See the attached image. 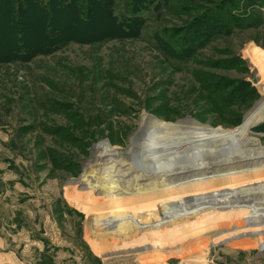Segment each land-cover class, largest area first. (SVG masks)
<instances>
[{"label":"rangeland","instance_id":"1","mask_svg":"<svg viewBox=\"0 0 264 264\" xmlns=\"http://www.w3.org/2000/svg\"><path fill=\"white\" fill-rule=\"evenodd\" d=\"M95 1L102 6L92 11ZM263 74L264 0H0V233L98 264H264V181L254 177L214 182L211 204L234 219L230 204L251 201L242 219L254 235L186 245L167 238L156 261L106 253L115 246L98 243L82 210L95 196L85 169L110 165L98 164L99 144L130 159L203 144L227 157L224 170L244 155L264 166ZM144 139L165 143L142 152L133 144ZM191 155L177 165L207 163ZM134 191H110L122 222H141L139 203L156 200ZM201 191L171 194L205 201L209 188Z\"/></svg>","mask_w":264,"mask_h":264},{"label":"bare ground","instance_id":"2","mask_svg":"<svg viewBox=\"0 0 264 264\" xmlns=\"http://www.w3.org/2000/svg\"><path fill=\"white\" fill-rule=\"evenodd\" d=\"M263 78L264 76L261 77L260 84L264 87ZM151 140L148 141L144 139L143 142L138 141L133 145H136L143 152L148 147L152 148L153 145L165 143V141L155 142L153 139ZM97 149L99 154L97 158L98 164L110 162V165H107V169L104 167V169H89V167L85 169L84 177L86 179V184L89 190L93 191L95 196L94 201H86V203H83L82 210L84 214H90L95 220L94 223L98 232V243L105 246H107L106 244L115 246L105 251L106 253L126 255L136 252L146 256L148 261H156L160 260L159 256H161L163 252L162 243L164 240H167V238L168 241L170 240L174 244L186 245L193 244L204 236L208 237L209 243L217 241L235 243L239 238L254 235L251 234V230L244 225L246 221L242 219V217L245 218L248 214L242 211L252 206L253 203H251V201L243 200L241 203L233 202L230 204L228 207L230 209L236 205L238 207H234V209L231 210L234 213V219L227 215L225 208L222 212H216L213 210L211 204H213L216 198L214 182H223V177L225 179H230L232 183H236L237 179L245 176L254 177L256 179L255 181H264V166H259L258 163V158L260 156L257 158V156L244 155L245 157L236 161L238 169L228 171L224 170L227 157L222 155L220 152L221 150L215 151L203 144L187 147L177 145L170 146L167 144V146L158 149L159 154L157 157H149L143 152L133 159L115 157L113 153L105 150L104 144H99ZM179 150L184 151L182 155H187L188 158L191 155L190 153H192V158L197 155L206 157L207 163L202 165L201 162V165L195 166L186 161L185 163L187 164L185 165H177L176 162L182 159L181 154H177L178 156L175 155V152ZM227 152L229 153L228 150ZM113 157H115V160H113ZM105 158H107L106 161L104 160ZM262 158H264V156ZM112 161L115 162L112 163ZM167 166L170 168H166ZM153 167L156 168L151 169ZM214 168L217 170H214V172L209 171ZM147 169L151 170L148 171ZM117 171L125 172L124 174L118 175L117 173L115 174ZM195 171L198 172L197 175L203 174L202 177L198 179L192 176L191 174ZM200 171H204V173ZM139 175L144 176L143 179L135 178ZM170 175H180V178H166ZM117 184H121L129 193L136 190L134 194L140 197H154L155 199L156 196V200L151 202L144 200L139 203L140 211L144 214L141 222L127 219H125V222H122L120 211L115 206L110 196L111 189ZM205 187L209 188L208 197L205 196V201L203 199L201 201L193 200L185 195H182V199L180 200L171 194V192L176 193L177 191L178 193L181 192L184 194H187V192H200L201 189ZM237 196L235 197L237 198ZM89 198L93 199V196ZM239 198L240 197H238V199ZM222 199L223 198L219 199V201L223 202ZM156 202L157 204L160 203V205H154ZM179 206L190 210L181 213L173 209ZM243 214L245 216H242ZM256 217L259 218V216ZM151 223H153L154 226H152ZM159 224L161 226L156 227ZM99 230H103V232L99 233ZM150 232H152V234H149ZM113 233H118V235L121 236H119V242H109L110 239L108 235ZM138 234L141 236H139L136 241H131L134 243L121 247L122 249L119 250L117 245L120 244V242L125 243L126 236Z\"/></svg>","mask_w":264,"mask_h":264},{"label":"crops","instance_id":"3","mask_svg":"<svg viewBox=\"0 0 264 264\" xmlns=\"http://www.w3.org/2000/svg\"><path fill=\"white\" fill-rule=\"evenodd\" d=\"M11 234L3 236L0 233V264H98L95 260L91 263L88 259L83 260L73 254L66 255L64 252L52 255L49 251L44 252L48 246L41 241L31 237L21 240L17 231ZM50 242L57 246L60 243L57 239H50Z\"/></svg>","mask_w":264,"mask_h":264},{"label":"trees","instance_id":"4","mask_svg":"<svg viewBox=\"0 0 264 264\" xmlns=\"http://www.w3.org/2000/svg\"><path fill=\"white\" fill-rule=\"evenodd\" d=\"M94 6L92 7V11H97V9H99V7H101L102 6V4L101 3H99V2H96L95 1V4H93ZM127 31V30H126ZM27 53L29 54V53H33L31 50H27ZM26 53V54H27Z\"/></svg>","mask_w":264,"mask_h":264}]
</instances>
